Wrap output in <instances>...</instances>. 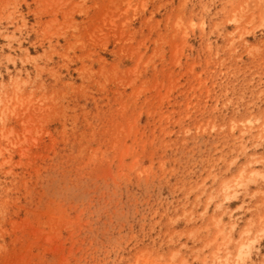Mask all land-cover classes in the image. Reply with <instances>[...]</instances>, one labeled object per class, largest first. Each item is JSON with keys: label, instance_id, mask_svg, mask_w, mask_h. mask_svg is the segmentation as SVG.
<instances>
[{"label": "rangeland", "instance_id": "374dc122", "mask_svg": "<svg viewBox=\"0 0 264 264\" xmlns=\"http://www.w3.org/2000/svg\"><path fill=\"white\" fill-rule=\"evenodd\" d=\"M0 264H264V0H0Z\"/></svg>", "mask_w": 264, "mask_h": 264}]
</instances>
